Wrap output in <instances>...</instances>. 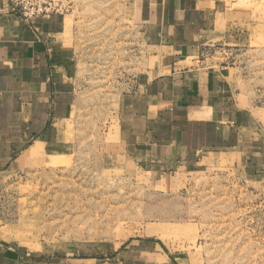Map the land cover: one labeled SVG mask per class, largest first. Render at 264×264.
<instances>
[{"label":"crops","instance_id":"obj_1","mask_svg":"<svg viewBox=\"0 0 264 264\" xmlns=\"http://www.w3.org/2000/svg\"><path fill=\"white\" fill-rule=\"evenodd\" d=\"M236 0H128L142 59L115 96L106 163L155 179L225 174L264 193V97ZM0 0V170L74 154L77 65L66 14L26 23ZM112 121V122H111ZM104 147V149H103ZM65 264H180L157 239Z\"/></svg>","mask_w":264,"mask_h":264},{"label":"rangeland","instance_id":"obj_2","mask_svg":"<svg viewBox=\"0 0 264 264\" xmlns=\"http://www.w3.org/2000/svg\"><path fill=\"white\" fill-rule=\"evenodd\" d=\"M61 2L77 65L74 154L0 170V264H65L136 239L162 241L180 264H264V193L225 174L155 179L106 163L114 95L139 66L140 38L128 0ZM233 10L250 29L236 60L250 61L264 97V0Z\"/></svg>","mask_w":264,"mask_h":264},{"label":"built area","instance_id":"obj_3","mask_svg":"<svg viewBox=\"0 0 264 264\" xmlns=\"http://www.w3.org/2000/svg\"><path fill=\"white\" fill-rule=\"evenodd\" d=\"M62 0H3L7 11L26 23L36 18L62 15L65 10L59 6Z\"/></svg>","mask_w":264,"mask_h":264}]
</instances>
